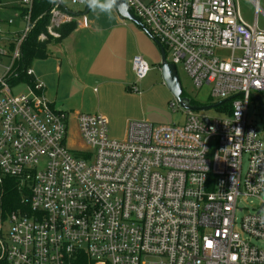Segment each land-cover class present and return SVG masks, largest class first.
<instances>
[{
  "label": "built area",
  "instance_id": "1",
  "mask_svg": "<svg viewBox=\"0 0 264 264\" xmlns=\"http://www.w3.org/2000/svg\"><path fill=\"white\" fill-rule=\"evenodd\" d=\"M19 1L23 27L0 31V264H264L254 242H264L259 0L253 24L236 0H125L168 61L182 63L197 88L211 86L212 104L236 97L224 117L191 111L181 124L130 121L122 140L111 138L104 114L80 113L79 150L67 143L69 115L47 99L31 66L35 82L13 92L34 27V0ZM57 7L52 25L73 19ZM132 66L137 80L151 71L140 54ZM251 101L261 128L249 118ZM8 178L23 206L10 212ZM242 199L257 203L250 210Z\"/></svg>",
  "mask_w": 264,
  "mask_h": 264
},
{
  "label": "crops",
  "instance_id": "2",
  "mask_svg": "<svg viewBox=\"0 0 264 264\" xmlns=\"http://www.w3.org/2000/svg\"><path fill=\"white\" fill-rule=\"evenodd\" d=\"M16 11L17 19L12 25L8 23L6 35L23 27L21 5ZM78 12L81 14L75 18L77 29L61 42L51 43L50 56L33 62L35 77L43 83L45 96L57 110L76 120L80 113L100 112L108 119L111 138H125L127 119L120 117L121 102L129 97H141L142 86H150L143 81L151 71L144 79L137 80L132 59L140 54L160 71L161 46L140 19L135 22L123 18L116 8L111 15L88 11L87 6ZM164 85L158 72L149 89H165ZM185 117L184 111V120ZM142 118L139 114L134 119Z\"/></svg>",
  "mask_w": 264,
  "mask_h": 264
},
{
  "label": "rangeland",
  "instance_id": "3",
  "mask_svg": "<svg viewBox=\"0 0 264 264\" xmlns=\"http://www.w3.org/2000/svg\"><path fill=\"white\" fill-rule=\"evenodd\" d=\"M63 4L71 11L78 12V11H84L86 6L80 5V4H73L70 2V0H61ZM239 9L245 18V20L253 24L255 21V4L252 0H236ZM259 4L261 8L264 11V0H259ZM20 6L19 0H0V31L4 32L7 31L10 27L8 25V21L13 20L15 21L17 19V11L16 7ZM52 26H55L54 23ZM259 26L264 28V13L260 12L259 15ZM226 51H217V54L219 56H223L226 54ZM145 59L148 61V58L145 57ZM148 63L151 66V72L143 82L150 84V86L143 87L140 89L141 94H138L141 97L134 98L129 97L125 98L121 102V113L120 117L121 119H127L126 124L132 120V121H140V120H147L152 123H166V124H181L184 123V110L178 107L173 95L169 91L166 85L165 89L156 87V89L151 90L149 87L152 86V84L157 79V73L159 72V76L161 78V72L156 68H154L153 64L148 61ZM4 66L9 65V60L4 59L3 61ZM33 66V63L31 64V67ZM178 74L180 77V81L183 87L184 92L190 96L195 101L201 103V104H207L217 102L216 100H212L211 98V86L210 85H204L201 88H197L191 77L188 75V73L185 71L182 63L178 64ZM4 68H0V76L4 73ZM159 79V78H158ZM160 81V79H159ZM27 86L23 83L17 84L13 92L15 94H21L26 93ZM135 93V92H134ZM260 96L264 99V94H261ZM174 104V106H173ZM203 114H206L208 116H217V117H224L225 115H219L220 112H217L216 109L212 108L206 111L201 112ZM249 118L254 119L256 124L259 128L262 127V122L260 119V115L258 113L257 107L255 106V103L251 101L249 109ZM142 114V119H134L137 115ZM149 115V116H148ZM129 117H134L133 119ZM131 119V120H130ZM183 121V122H182ZM127 129V128H126ZM124 138V137H123ZM122 138V139H123ZM119 139V140H122ZM67 143L68 146L71 149L79 150L83 148L84 142L81 139L77 127V121L74 117L70 116L69 120V128H68V135H67ZM257 203V200L255 199H248V200H241L240 205L249 207L250 210H252V206ZM246 211V210H245ZM245 211L239 212V217L243 216ZM255 243H257L260 246L264 247L263 241L254 240Z\"/></svg>",
  "mask_w": 264,
  "mask_h": 264
},
{
  "label": "trees",
  "instance_id": "4",
  "mask_svg": "<svg viewBox=\"0 0 264 264\" xmlns=\"http://www.w3.org/2000/svg\"><path fill=\"white\" fill-rule=\"evenodd\" d=\"M56 7V0H34L31 13V20L32 23H34V27L23 44L22 59L17 64L16 71L18 74L12 80L13 85L18 84L19 82H29L33 84L35 78L27 75L25 69L30 67L35 60L45 59L50 56L51 51L49 45L51 43L61 42L77 29L78 21L75 18L80 15L81 12H73L66 6L62 5L57 8L62 12L71 14L74 19L62 23L59 26H52L51 12ZM25 11V8L21 7V13L23 14ZM52 32L56 33L57 36L53 35ZM42 36H45V38H42ZM184 95L187 94L184 92ZM192 102L197 105H205L194 99H192ZM232 102L233 99L224 101L223 103L216 105L214 109L220 113H230ZM5 181V194L3 199L5 211L10 212L23 207L21 204L22 191L18 188L17 182L14 179L9 178Z\"/></svg>",
  "mask_w": 264,
  "mask_h": 264
},
{
  "label": "water",
  "instance_id": "5",
  "mask_svg": "<svg viewBox=\"0 0 264 264\" xmlns=\"http://www.w3.org/2000/svg\"><path fill=\"white\" fill-rule=\"evenodd\" d=\"M65 6L61 0H56V6ZM115 8L118 10L119 14L126 19L133 20L135 22H139V19L131 12L130 7L128 6L125 0H117ZM89 11V8H88ZM161 46V63H160V71L161 77L164 84L167 86L171 94L173 95L178 107L183 109L185 112H203L209 109L214 108L219 103H223L224 101H228L230 99H234L236 97L232 96L227 100H223L222 102L208 105H197L193 104L192 98L190 96L184 95V90L180 81V77L178 74L177 66L169 62L167 60L165 48ZM258 100L261 104V114L264 124V104L261 98L258 97ZM206 122L209 121L208 118H204Z\"/></svg>",
  "mask_w": 264,
  "mask_h": 264
},
{
  "label": "clouds",
  "instance_id": "6",
  "mask_svg": "<svg viewBox=\"0 0 264 264\" xmlns=\"http://www.w3.org/2000/svg\"><path fill=\"white\" fill-rule=\"evenodd\" d=\"M92 11H100L111 15L117 0H79Z\"/></svg>",
  "mask_w": 264,
  "mask_h": 264
}]
</instances>
